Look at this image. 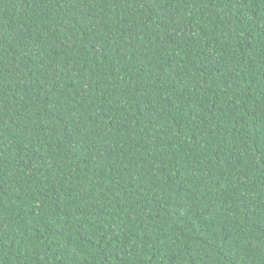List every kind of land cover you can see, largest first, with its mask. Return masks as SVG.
<instances>
[{"label": "trees", "instance_id": "obj_1", "mask_svg": "<svg viewBox=\"0 0 264 264\" xmlns=\"http://www.w3.org/2000/svg\"><path fill=\"white\" fill-rule=\"evenodd\" d=\"M0 264H264V0H0Z\"/></svg>", "mask_w": 264, "mask_h": 264}]
</instances>
